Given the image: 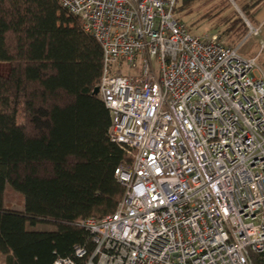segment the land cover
I'll return each instance as SVG.
<instances>
[{
	"label": "built area",
	"instance_id": "2783aa9c",
	"mask_svg": "<svg viewBox=\"0 0 264 264\" xmlns=\"http://www.w3.org/2000/svg\"><path fill=\"white\" fill-rule=\"evenodd\" d=\"M178 1L58 0L101 48L108 138L132 158L115 212L77 223L85 264H264V71L189 33Z\"/></svg>",
	"mask_w": 264,
	"mask_h": 264
},
{
	"label": "trees",
	"instance_id": "16d2710c",
	"mask_svg": "<svg viewBox=\"0 0 264 264\" xmlns=\"http://www.w3.org/2000/svg\"><path fill=\"white\" fill-rule=\"evenodd\" d=\"M201 1H178L175 19L208 6L183 22L187 31L217 34L231 48L250 40L244 19L256 27L264 9V0H237L241 17L227 0ZM0 64L9 67L0 75V256L4 264H85L75 250L89 255L93 245L77 223L115 212L123 187L114 172L132 161L110 142V112L93 94L101 48L58 0H0ZM7 187L22 210L4 207ZM38 225L54 230H30Z\"/></svg>",
	"mask_w": 264,
	"mask_h": 264
},
{
	"label": "rangeland",
	"instance_id": "374dc122",
	"mask_svg": "<svg viewBox=\"0 0 264 264\" xmlns=\"http://www.w3.org/2000/svg\"><path fill=\"white\" fill-rule=\"evenodd\" d=\"M202 0L200 3H203ZM209 4H216L217 2H220L221 0H209ZM228 1V0H227ZM235 7H233V5H231L229 3V6L231 7V9L233 11H235L236 13H238L241 17V4L237 1V0H233ZM180 2V0H179ZM229 2V1H228ZM179 4V3H178ZM202 6V4H201ZM208 7V6H207ZM207 7H198L195 9V11L193 10L192 15L190 16H184L182 14V17H180L182 19V21L188 25L191 22H194L196 20L195 14H201L203 12L204 9H207ZM195 13V14H194ZM256 20H258V23L256 25V27L251 26L245 19H244V23L247 26V24L252 27L253 29L256 30L257 35H254V33H248L247 38H250V40H248L247 42L243 43H239L235 46V49H237V52L239 55L243 56V57H250V58H255L257 57V62L259 67L264 71V9L258 14V16L256 17ZM182 22V23H183ZM183 23V24H184ZM184 24V25H185ZM248 28V26H247ZM249 30V29H248ZM210 35V33L207 32H201L199 35ZM263 44V46H262ZM9 72V67L7 64H0V75L5 77L7 76ZM21 103H18V111H17V117H16V122L17 124L22 123V114H21ZM4 207L6 209H11V210H16V211H20L22 210L23 207V203L19 197L18 194H16L15 192H13L9 187L6 188V192H5V199H4ZM30 229V228H28ZM33 231H52L54 230L53 227L51 226H45V225H38L33 229H30ZM0 264H4V257L0 256Z\"/></svg>",
	"mask_w": 264,
	"mask_h": 264
},
{
	"label": "water",
	"instance_id": "95a60500",
	"mask_svg": "<svg viewBox=\"0 0 264 264\" xmlns=\"http://www.w3.org/2000/svg\"><path fill=\"white\" fill-rule=\"evenodd\" d=\"M93 94H94V95H98V89H97V88H95Z\"/></svg>",
	"mask_w": 264,
	"mask_h": 264
},
{
	"label": "crops",
	"instance_id": "0c3cea01",
	"mask_svg": "<svg viewBox=\"0 0 264 264\" xmlns=\"http://www.w3.org/2000/svg\"><path fill=\"white\" fill-rule=\"evenodd\" d=\"M258 21V20H257Z\"/></svg>",
	"mask_w": 264,
	"mask_h": 264
}]
</instances>
